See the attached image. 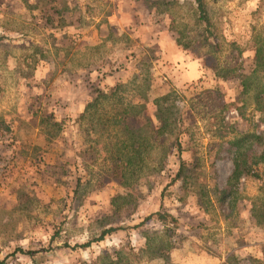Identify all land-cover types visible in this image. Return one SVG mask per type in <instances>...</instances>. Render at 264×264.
Segmentation results:
<instances>
[{
  "label": "rangeland",
  "instance_id": "rangeland-1",
  "mask_svg": "<svg viewBox=\"0 0 264 264\" xmlns=\"http://www.w3.org/2000/svg\"><path fill=\"white\" fill-rule=\"evenodd\" d=\"M205 7L222 45L216 55L201 42L186 0H0V121L9 130L0 128V260L92 264L124 245L138 249L157 222L79 246L102 226H133L161 207L179 220L170 263L264 264V166L255 167L258 177L230 179L228 144L252 135L260 139L245 145L260 149L264 114L255 111V84L243 90L229 77L217 85L213 69L252 70L264 0H206ZM230 42L241 51L235 61ZM23 57L35 66L32 79L18 69ZM146 75L168 81L179 96L186 128L180 156L190 162L194 152L198 159L192 175L199 195L183 196L179 182L170 184L176 155L160 173L152 171L154 157L145 160L121 185L110 162L114 149L104 148L114 133L96 122L109 116L108 105L77 119L92 85L123 84L117 94L126 98ZM36 110L53 119L39 127ZM140 122L129 119L131 127Z\"/></svg>",
  "mask_w": 264,
  "mask_h": 264
},
{
  "label": "trees",
  "instance_id": "trees-1",
  "mask_svg": "<svg viewBox=\"0 0 264 264\" xmlns=\"http://www.w3.org/2000/svg\"><path fill=\"white\" fill-rule=\"evenodd\" d=\"M186 3L192 11L201 42L206 43L210 48L211 55L219 54L222 51V45L219 43V37L215 30L213 31V24L210 23L207 17L206 0H186ZM253 29L255 42L252 70L249 73H242L233 66L219 68L220 66L216 65L213 67L215 72L214 81L217 84L218 80L225 81L229 77L236 78L240 81L243 90L255 84L253 90L255 111L264 114V23L258 29ZM229 47H231V58L235 61L240 57L241 51L233 42L229 43ZM234 49L236 54L232 52ZM86 65L84 68L89 66ZM18 69L22 76L32 79L35 66L28 63L26 57H23L18 60ZM259 81L263 83H259ZM134 85L137 92L134 96L126 98L123 97V94H117L124 87L123 84L102 88L98 85H92V93L89 94L92 97L86 101L84 110L77 119L90 115L92 110L98 108L103 110L108 105L110 109L109 116L106 119L97 116L96 122L101 126L102 132H106V128H109L114 133V136L109 134L105 138L104 148L106 151L111 150L110 152H113L112 149H114V152L110 153V162L115 171H120V176L117 179L121 185H129L127 183L129 178H126V173L143 169L144 167L141 168V166L145 164V160H152L154 157L156 161L152 171L160 173L165 170L169 156L176 155L179 159L178 167L170 180V184L179 182L183 196L190 193L199 195L201 192L196 181L198 175H192L198 171V159L194 152L191 153L190 162L180 156L183 151H186V146L181 141V137L186 134V128H183V124L180 123L179 96L176 95L174 88L168 81L157 76L146 75L140 84ZM225 107L227 108L226 105ZM240 115H242L241 112ZM31 116L35 121H38L39 127L48 122L50 123L53 119L51 114L46 115L44 113L42 115L39 110L32 112ZM129 119H140L141 122L137 127H131ZM52 125H56V123L53 122ZM0 128L9 131L8 127L1 121ZM254 139L260 138L249 135L228 143L231 148L232 162L230 179L239 181L241 178L258 177L255 167L259 163L264 166V144L258 150H254L247 144L245 145V143ZM119 199H121V196H115L111 201V205L118 206L117 200ZM151 221L157 222L159 229L150 233L145 232L143 235L145 242L142 247L134 249L130 245L121 246L110 253L106 252L98 256L92 264H139L142 260H162L164 264H172L169 255L173 249L179 247L176 233L179 220L177 216L161 207L133 226H113L111 224H108L107 227H105L106 225L102 226L96 237L91 238L79 247L86 248L93 242L102 241L107 235L117 230L136 229ZM16 251L26 255L35 253L33 251L23 252L21 249ZM0 264H6L5 260H0Z\"/></svg>",
  "mask_w": 264,
  "mask_h": 264
},
{
  "label": "crops",
  "instance_id": "crops-1",
  "mask_svg": "<svg viewBox=\"0 0 264 264\" xmlns=\"http://www.w3.org/2000/svg\"><path fill=\"white\" fill-rule=\"evenodd\" d=\"M124 8L129 11V10H131V5L130 4H125Z\"/></svg>",
  "mask_w": 264,
  "mask_h": 264
}]
</instances>
